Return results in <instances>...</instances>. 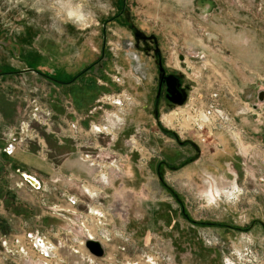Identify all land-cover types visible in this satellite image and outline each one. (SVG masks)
<instances>
[{"label": "rangeland", "instance_id": "374dc122", "mask_svg": "<svg viewBox=\"0 0 264 264\" xmlns=\"http://www.w3.org/2000/svg\"><path fill=\"white\" fill-rule=\"evenodd\" d=\"M70 10L81 17L71 16ZM135 31L155 36L163 68L189 86L181 108L218 93L239 138L231 139L222 127L203 142L193 141L199 153L189 143L177 142L161 122L168 113L163 121L172 124L175 106L161 101L158 118L153 114L158 69L152 53L134 46ZM6 46L17 51L24 66L32 70H38L36 60L40 58L34 51L51 58L44 62L46 69L55 63L70 71V78L60 80L64 83L87 70L118 72L120 82L109 81L110 94L125 91L127 103L120 111L130 112V120L141 129L131 141L129 159L116 150L98 152L114 131L107 125L111 133L105 132L99 146L91 150L93 158L99 154L96 160L109 169L115 164L111 160L117 158L124 161L120 162L122 170L130 162L141 171L118 177L108 174L102 186L114 181L111 197L101 193L102 208L93 207L107 213L109 240L101 238L105 253L94 257L79 244L76 247L84 258L71 251L68 264L69 260L81 264H264V102L257 99L258 91H264V12L258 10V0H0V53ZM8 54L16 60L13 52ZM5 65L0 62L3 71ZM7 69L12 68L7 65ZM43 71L48 75L49 70ZM2 75L0 236L36 224L46 229L36 215L53 211L49 201L55 200V192L61 197L60 190L37 192L23 180V173L44 179L46 173L39 170L49 163L62 164L71 155L66 154V144L53 140H49L46 161L36 155L35 146L28 152L6 153L7 131L18 122L13 118L23 113V94H29L36 77L26 75L22 89L20 78L16 81L8 73ZM94 80V76L87 77L83 83L89 99L97 95ZM9 99L21 105L12 119L5 107ZM104 108L112 112L118 107ZM102 114L98 111V117ZM222 178L234 180L237 186L215 191ZM208 182L214 191L205 194ZM123 187L125 191L120 190ZM80 203L83 208L74 207V211H86L85 201ZM231 223L244 230L232 231L224 225ZM57 225L68 229L66 220ZM65 234L63 241L69 239ZM52 240L60 241L59 237Z\"/></svg>", "mask_w": 264, "mask_h": 264}, {"label": "built area", "instance_id": "2783aa9c", "mask_svg": "<svg viewBox=\"0 0 264 264\" xmlns=\"http://www.w3.org/2000/svg\"><path fill=\"white\" fill-rule=\"evenodd\" d=\"M258 10L264 12V0H258ZM110 77L112 81L120 82L118 72L111 74ZM29 91L28 95L24 92V96L22 97L24 101L23 113L19 117L18 122L10 126L7 131L4 147L7 154H11L16 148L27 147L31 143H35L38 148L40 147L39 150L46 155L47 145L44 135L56 132L54 129V113L46 101V90L39 85L33 84ZM124 95L126 93L123 89L116 94H102L96 100L95 106L88 113L93 114L94 112L101 111L102 115H105V111L107 110L104 108L105 105L118 107L116 110L120 111L127 103L125 101L127 97ZM62 106L64 113L59 125H64V136L73 140L78 147L80 160L90 166L100 167L102 172L99 174V182L102 185L107 182L108 174H113L115 177L118 176L122 171L120 162H124L120 160L123 159L113 158L111 162L115 164L112 165V169H109L106 164L96 160L99 158V154L96 153L93 158L91 151L99 146V140L105 132L111 133L107 131V126L112 128V125L105 126L106 124L103 125L102 122L91 120L88 126H84L83 122L85 120L83 116L69 98H65L62 101ZM181 107L183 105L174 107V110L177 111H175L171 119L172 124L170 126L162 122V124H165V127L172 130L177 138L203 142L207 136H212L214 131L222 127H226L231 139L235 140L239 138L235 132L237 127L234 120L219 103L218 93H209L208 97L205 100H200V104L198 105L193 104L190 108ZM92 142L94 146L91 145ZM102 149H108L115 153L112 147L98 148V152ZM31 175L38 180L35 175ZM23 180L25 179L23 178ZM20 185H23V182H20ZM30 186L37 192L42 190L40 182L38 188L31 184ZM84 191L87 192L86 190ZM65 199L71 208H74L81 202L79 198L73 196H66ZM68 211L71 210L67 209L66 212ZM105 213L101 209L95 210L86 205V211H80L76 215H71V217H64L68 223L74 226L75 234L73 235L71 230L73 228L68 227V229L64 230L59 228L42 229L38 226L30 229L21 228L9 235H1L0 264H68L67 257L62 254V248L65 247L66 250L68 249L74 253H77L78 249L72 246L66 247L67 242H72L78 246L79 244H84L87 239H96L100 242L102 241L101 238L109 240L107 236L108 229L106 228L108 224L105 222V215L107 213ZM63 231L69 237L66 241L62 239ZM52 237H59L60 241L56 244L52 240Z\"/></svg>", "mask_w": 264, "mask_h": 264}, {"label": "crops", "instance_id": "0c3cea01", "mask_svg": "<svg viewBox=\"0 0 264 264\" xmlns=\"http://www.w3.org/2000/svg\"><path fill=\"white\" fill-rule=\"evenodd\" d=\"M2 51L3 52L0 53V62L6 64L5 66L8 65L9 68H12L10 69L11 73H8L9 77L17 78L16 81L20 78L19 85L20 86L22 85V88H23V80H25V76L26 75H32V77L35 76L36 77L35 83H32V84L39 85L41 88H43L47 92L46 101L54 113V120H55L54 129L56 132H54V134L48 133L44 135L46 145H48L46 152L48 153V149H50L49 140H53L57 142L59 145L66 144L65 147L68 148L69 150V151H66V152H69L66 154L72 155V156L70 155L69 157H67L66 160L62 164L53 165L49 163L47 166L39 170V172L41 173H44V174L46 173V177L44 179L38 178L41 184V188H42V190H39V192L40 191L46 192V191H49L51 188H54V190L59 189L60 190L59 194L62 198L56 195V192H55L54 195L52 196V197H55V200L49 201V203L53 205V211L47 214L43 212L38 213L36 215L37 220L39 222H43V224L46 226L45 227L46 229L47 228L54 229L56 228V226H59L57 225L59 221H65L64 217L66 216L71 217V215H76V213H78L80 209L76 210L77 212L74 211V209L71 208L69 204L66 202V199H65L66 196H73L75 198H79L82 203H84L85 201L86 205H88L89 207H92V208L101 207L102 208L103 203L100 201L101 193L105 194L104 197L110 198L111 197L110 191L111 189H113L114 181H109L108 184H106V186H102V184L99 182V174L102 172L100 167L90 166L89 164L82 162L80 160L78 147L76 146L73 140L64 136V130H63L64 128L61 127V125H59L58 120H61V117L63 116V113H64L62 101L65 98H69L74 103L76 109L83 116L85 120L83 122L84 126H88L89 121L91 120L95 122L99 121L106 125H112V129L114 131L112 132V136L108 140L107 145H105L104 147H113L114 151L116 150L118 153H121V154L125 153V155L129 159L130 155L128 154V152L132 151V149L130 148L131 141L133 138L138 137V134L141 131L139 126L137 127V125H135V120H130V116H129L130 112L127 111V113H123L118 110H115L112 112L106 110L105 115H99V117H98V111L94 112L93 114L88 113V111L92 107L95 106L96 100L102 94L111 92L108 89L111 74L107 73L106 71L103 72L102 69L100 71H94V72H89L90 70H87V71L82 72L80 75L76 74L74 77H71L70 81L64 83V81L61 82L60 80H63L64 77L70 78L71 76L70 71L64 67L55 66V63L51 64L52 66L51 68L49 67L50 69L48 68L46 69L44 67V64H45L44 62L46 60L52 61V59L44 57L40 51L39 53L34 51V53H36V56L38 55L40 57L38 60H36L37 65L35 68H37L38 70H32V68H28L27 66H24V64L26 65L25 61L23 59L16 58V55L18 57L20 56V54L17 51L14 52L12 48L7 47L5 50L2 49ZM9 52L14 53L13 56L16 59L14 60L15 62L10 58L11 55L8 54ZM43 68L45 70H49L48 75L44 73ZM27 69H30V71H27ZM96 70H99V68ZM93 76L96 79L94 80L95 81L94 83H96L95 88L97 90V93H96L97 95L96 96L94 95L91 99H89L91 95H89L88 91L85 90L86 87L84 86L83 83L87 77H93ZM77 97L80 98L79 102L76 101ZM93 101H95V104ZM6 105L7 106L5 107L7 108L6 109L7 116L10 117L11 119L13 117L14 112L16 113L20 111L19 109L21 108V105L17 103L16 100H12V99H9V102H6ZM18 119L19 118L17 116L13 118V120H18ZM113 119H118V120H113ZM133 125H135L136 127H134L133 129L134 131H131V128L133 127ZM58 126L60 127V129L58 128ZM31 146H35L36 155L42 160L46 161V158H47L46 155H44L43 152L39 150L40 147L38 148V146L35 143H31L27 147L16 148V150L19 149L21 151L28 152V149ZM73 155H78V157H75ZM136 169L138 171H141L140 170L141 168H138L137 166L132 165L130 162H127L125 166L123 167V170L121 171V173L122 174L125 173L126 175L127 174L131 175V173L135 172ZM186 175H189L188 172H186ZM80 181L83 183L81 184ZM208 183L210 184V188H206L204 190L205 194H206V191L213 190L211 182H208ZM235 186H237V183H235L234 180L230 182L222 178V180L220 181V184L215 187V191L216 190L222 191V189H224L225 187L230 188V187H235ZM144 188H146L145 185H144ZM84 190H86L87 192H85ZM90 190H93L94 192H91ZM120 190L125 191L126 187H123ZM82 197H85V199H83ZM90 197H92V200L90 201L91 203L86 202V200H88V198ZM83 205L84 204H81V203L77 204L75 208L77 207L83 208ZM67 209H70L71 211L66 212ZM58 211H60V213H58ZM219 224L220 223L216 225H219ZM224 225L226 227H229L228 229H231L232 231H236L237 229L242 228V226L238 228L239 226L232 224V223L224 224ZM36 226L38 225L36 224L35 227ZM38 227L41 228L40 225ZM68 227L73 228L71 229L72 235L75 234L74 226L68 223ZM262 241H264V238H262ZM101 242L105 247V243H103V241ZM67 246L76 247L77 245L72 242H67L66 247ZM62 252L64 253V255L66 254L65 256L67 257V259H69L72 256L70 254L71 251H69L68 249L66 251L62 250ZM77 253H80L81 257L84 258V256H82L83 255L82 253L84 252L81 253V251H79V248H78ZM75 257H78V256L75 255ZM70 263L71 264H81L82 261L80 262L76 260V261L71 262L69 260V264Z\"/></svg>", "mask_w": 264, "mask_h": 264}, {"label": "flooded vegetation", "instance_id": "af4514ba", "mask_svg": "<svg viewBox=\"0 0 264 264\" xmlns=\"http://www.w3.org/2000/svg\"><path fill=\"white\" fill-rule=\"evenodd\" d=\"M134 46L137 49L145 52L146 54L152 53L151 57L153 58V61L158 69L157 86H156V93H155L154 106H153L154 107L153 114L155 117L158 118L159 102L162 101L165 104H167L169 107H171L172 105V102L168 98L169 94L167 93L166 77H169L170 75H173L174 77H176L178 88L182 90L185 94L184 102L187 99V90L189 86L187 84L182 83L180 76L173 74L172 72H167L165 68H163L162 59H161V55L159 52L156 38L154 39L153 37H151V35H145V34L135 31L134 32ZM16 58H18L17 55H16ZM27 71H30V69H27ZM5 73H11V70L9 69L6 70V66H5V71H3L2 68L0 67V75L5 74ZM15 151L16 149L14 150V152Z\"/></svg>", "mask_w": 264, "mask_h": 264}, {"label": "water", "instance_id": "95a60500", "mask_svg": "<svg viewBox=\"0 0 264 264\" xmlns=\"http://www.w3.org/2000/svg\"><path fill=\"white\" fill-rule=\"evenodd\" d=\"M127 16V15H126ZM141 33V32H139ZM150 37V36H149ZM155 39L154 35H151ZM182 58V57H181ZM166 86H167V93L169 94L168 98L172 102L171 107L175 105H182L185 100V94L182 90L178 88V83L176 82V77L173 75H170L169 77H166ZM258 103L264 102V91L259 90L257 95ZM256 107V106H255ZM175 139L177 142L181 145H184L185 143H189L191 146L195 148V150L199 153V147L198 145L191 141V140H179L176 135ZM23 178L29 182L32 186L38 188L39 187V181L33 177L31 174L23 173ZM85 248L87 251L94 257H102L105 253L104 245L96 239H87L84 243Z\"/></svg>", "mask_w": 264, "mask_h": 264}, {"label": "bare ground", "instance_id": "6f19581e", "mask_svg": "<svg viewBox=\"0 0 264 264\" xmlns=\"http://www.w3.org/2000/svg\"><path fill=\"white\" fill-rule=\"evenodd\" d=\"M70 15H71V16H72V15L74 16V15H76V13H74L72 10H70ZM76 16L79 17V18L81 17L80 14H77ZM205 20H206V19H205ZM205 22H206V21H205ZM197 56H198V55H197ZM202 58H204V55L202 56ZM173 110H174V109H173ZM173 110H171V111H173ZM171 111H170V112H171ZM170 112H169V113H170ZM167 114H168V113H167ZM167 114L164 115V119H163V120H165V116H167ZM173 115H174V114H172V116H173ZM172 116H170V117H172ZM163 120H162L161 122H164ZM167 120H169V119H167ZM170 122H171V121H170ZM164 123H165V122H164ZM168 123H169V122H168ZM166 125H167V124H166ZM119 157L122 158V156H119ZM141 157L144 158L145 155H144V156H141ZM105 179H107V178L105 177ZM226 191H228V190H223L224 193H226Z\"/></svg>", "mask_w": 264, "mask_h": 264}, {"label": "trees", "instance_id": "16d2710c", "mask_svg": "<svg viewBox=\"0 0 264 264\" xmlns=\"http://www.w3.org/2000/svg\"><path fill=\"white\" fill-rule=\"evenodd\" d=\"M164 131L166 132V133H170V131L169 130H167V129H165L164 128ZM181 208H182V212H183V206H181ZM192 222H194V223H200V222H196V221H193V220H191ZM202 224H207V223H203V222H201Z\"/></svg>", "mask_w": 264, "mask_h": 264}]
</instances>
